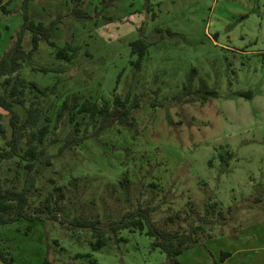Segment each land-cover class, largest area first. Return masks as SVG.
I'll list each match as a JSON object with an SVG mask.
<instances>
[{
	"label": "rangeland",
	"instance_id": "374dc122",
	"mask_svg": "<svg viewBox=\"0 0 264 264\" xmlns=\"http://www.w3.org/2000/svg\"><path fill=\"white\" fill-rule=\"evenodd\" d=\"M4 2L9 14L0 9V59L22 24L23 0ZM78 6L87 18H75L70 0L28 5L33 22L52 26L49 42L55 45L41 41L21 72L27 81L52 89L42 102L52 120L45 145L55 155L45 176L64 182L77 177L82 199L97 202L101 216L105 211L115 218L138 203L156 206L154 220L170 231L198 225L194 221L204 216L205 204L217 203L224 225H214L217 216H210L212 224L201 236L205 249L195 247L178 260L204 264L206 256V264L229 259L227 264H264L259 229L264 223V0H114L108 6L82 0ZM139 38L151 45L136 70L129 45ZM65 44L75 48L69 62L55 58ZM23 48H31L29 33ZM40 67L60 72L34 70ZM190 76L193 89L204 81L217 96L187 102ZM127 95L140 97L131 126L115 125L57 154L70 128L66 116L53 127L63 101L100 104ZM0 113L5 125L7 114ZM14 169V162L2 164L1 176L13 179ZM123 178L128 187L120 185ZM175 215L179 218L167 220ZM76 232L78 242L53 222L34 224L30 231L25 222L0 229L14 264L45 259L87 264L74 258L78 254H91L98 264H169L144 233L123 230V242L91 252L89 232ZM209 235L212 239L205 240ZM220 252L231 256L221 262Z\"/></svg>",
	"mask_w": 264,
	"mask_h": 264
},
{
	"label": "trees",
	"instance_id": "16d2710c",
	"mask_svg": "<svg viewBox=\"0 0 264 264\" xmlns=\"http://www.w3.org/2000/svg\"><path fill=\"white\" fill-rule=\"evenodd\" d=\"M32 0H23L20 7L22 24L12 46L0 59V109L6 112V124H2L3 115L0 113V137L3 146L0 147V167L6 162H14L13 179H4L0 172V229L12 224L25 222L30 231L34 224L53 222L70 233L72 239L79 241L76 231H86L90 234L89 246L91 252L101 251L110 242L119 244L124 239L119 235L121 231L144 233L153 239L152 247L159 249L167 258L169 264H179L178 258L195 247H203L202 234L205 227L211 226L210 216H217V223L224 225V214L217 203H206L204 216L198 217V225L189 222L188 230L170 231L158 225L154 220L156 206L149 203H138L128 208L117 217L109 218L104 211H95L97 202L84 200L81 189H78V178L70 176V180L55 179L45 176V172L53 165V155L47 148L46 139L50 133L51 118L45 114L43 100L51 94L49 87H41L34 81H27L22 76L23 68L29 63L41 41L49 42L52 26H45L42 22H33L28 15V5ZM108 6L114 0H102ZM148 2L149 0H144ZM73 4L72 13L75 18H87L89 14L78 5L82 0H70ZM4 0H0L2 14H9ZM25 33L30 34L31 48L25 51L23 39ZM55 48L54 43L49 42ZM151 43L139 38L130 43V55L135 57L132 62L139 70ZM75 48L65 44L57 48V60L70 61ZM42 74L60 72L53 67H40L34 69ZM186 101H199L204 103L216 97L217 92L208 88L204 81H200L197 88H192L190 76L184 86ZM238 96L248 97V93H236ZM140 106V97L127 95L124 98L114 96L111 102L95 103L85 100L80 104L68 105L63 101L56 113L54 128L58 121L67 118L70 128L63 144L57 154L79 146L88 138H98L103 132L115 125L131 126L134 118L132 111ZM155 106V105H154ZM57 143L53 140L51 145ZM8 170H11L10 168ZM1 171V170H0ZM17 186L15 180H20ZM6 182L10 185L7 187ZM120 185L128 187V180L123 178ZM159 190L154 192L157 194ZM218 209V210H217ZM229 211V210H228ZM107 218V220L103 218ZM178 215L169 216L168 221L173 222ZM203 232V233H202ZM212 239L209 235L205 240ZM205 242V241H204ZM59 250L63 247L54 241ZM50 249V246H49ZM49 249L47 254L49 253ZM207 251V250H206ZM208 254L211 255L209 251ZM12 253L3 247L0 235V264H14ZM221 262L231 256L230 253L220 252ZM75 259L88 260L87 264H98L91 254H78ZM28 264V263H27ZM43 264H49L45 259Z\"/></svg>",
	"mask_w": 264,
	"mask_h": 264
},
{
	"label": "crops",
	"instance_id": "0c3cea01",
	"mask_svg": "<svg viewBox=\"0 0 264 264\" xmlns=\"http://www.w3.org/2000/svg\"><path fill=\"white\" fill-rule=\"evenodd\" d=\"M259 229H260V233H261V235H263L264 236V223H263V225L261 224V226L259 227ZM262 247V249H264V246H261ZM195 248L193 249V250H191V251H189V252H187L186 254H190V253H192L193 254V252H195ZM263 252H264V250H263ZM186 254H184L183 256H181L182 258H184L185 256H186ZM261 256H263V260H264V253H263V255H261ZM204 258V260L206 261V263H207V258H206V256L205 257H203ZM206 258V259H205ZM209 259V258H208ZM227 259H229V258H227ZM226 259V260H227ZM230 260V259H229ZM229 260H227V263L229 262ZM262 260V259H261ZM181 264H182V262H183V260L182 261H180V259L178 260ZM205 261H204V264H206L205 263ZM264 262V261H263ZM226 262H224V263H222V264H227ZM196 264V263H195ZM208 264H212V261L210 260V262L208 261Z\"/></svg>",
	"mask_w": 264,
	"mask_h": 264
}]
</instances>
